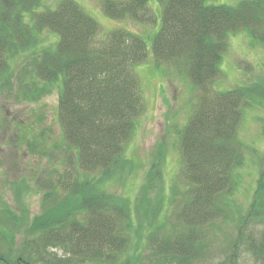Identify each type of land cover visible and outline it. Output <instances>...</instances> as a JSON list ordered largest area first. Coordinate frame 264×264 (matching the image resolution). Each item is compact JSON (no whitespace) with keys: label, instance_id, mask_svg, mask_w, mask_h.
I'll return each instance as SVG.
<instances>
[{"label":"trees","instance_id":"trees-1","mask_svg":"<svg viewBox=\"0 0 264 264\" xmlns=\"http://www.w3.org/2000/svg\"><path fill=\"white\" fill-rule=\"evenodd\" d=\"M45 1L0 0V93L13 95L17 89L20 98L32 100L58 87L62 171L55 169L50 184L37 182L41 214L31 221L21 194H16L20 216L0 195V264H38L26 246L15 247L14 233L22 226H28L27 235L51 264H141L139 255L125 258L132 237L137 251L147 240L158 264H204L213 229L222 220L235 224L238 233L222 264H239L242 248L264 261V230L253 227L264 225V154L247 208L239 210L234 199L246 162L239 131L248 111L264 107V78L228 91L215 86L233 36L248 34L254 44L264 46V0L237 6L157 0L163 14L152 40L155 67L174 68L190 80L192 92H198L192 114L177 133L188 191L174 231L168 229V208L161 196L155 200L157 208L147 214L146 226L133 222L143 206L108 191L111 183L133 170L126 151L145 109L134 68L148 59L146 42L129 30L116 29L97 44L100 24L75 0H54L53 7H45ZM149 3L106 0L103 10L116 21L156 26ZM47 30L58 40L36 51ZM21 56H31L32 72L16 70L13 63ZM261 121L264 124V117ZM262 130L264 137V125ZM29 150L39 156L32 146ZM164 159L160 156L152 166L141 187L144 197L162 184L158 179Z\"/></svg>","mask_w":264,"mask_h":264},{"label":"rangeland","instance_id":"rangeland-1","mask_svg":"<svg viewBox=\"0 0 264 264\" xmlns=\"http://www.w3.org/2000/svg\"><path fill=\"white\" fill-rule=\"evenodd\" d=\"M75 1L100 24L101 33L96 38L97 44H101L111 31L125 29L139 35L148 46L147 61L134 68L140 82L145 109L126 151V158L133 163V170H126L123 177L109 185L108 191L119 198L143 206L140 211L136 210L134 213L133 218H136V221L133 219V222L146 226L147 214L157 208L154 203L157 196H161L164 199L161 203L168 208V229L174 231L172 225L175 224V216L187 201L188 191L177 133L192 114L198 92H192L190 80L181 77L174 68L167 70L166 66H160L161 69L155 67L152 40L162 25L163 7L157 0H150L149 6L157 17V25L146 26L130 20L116 21L109 18L103 10L106 0ZM242 1L245 0H213L209 1V4L237 6ZM44 5L53 7L55 1L46 0ZM40 40L36 51L45 49L58 40V36L47 30L43 32ZM230 42L221 66L223 76L215 85L220 91H228L242 84H252L264 78V46L254 44L248 34L233 36ZM30 57L21 56L19 61H14L16 70L25 68L32 72L29 66ZM46 91L35 95L33 101L31 98H20V91L17 89L13 95L0 93V195L20 216L22 213L16 202V194H21L23 202L26 201L24 205L29 208L30 221L41 214L42 195L39 193L37 182L50 184L56 179L55 169L62 171L60 146L63 144V136L58 119L59 91L57 86ZM263 117L264 107L248 111L239 131V140L246 145V162L240 172L239 189L234 199L241 211L250 203L261 169L264 154V124L261 121ZM29 146L37 150L39 156L29 150ZM41 151L46 156H40ZM160 156L165 158L160 161L159 167L161 176L158 181L162 184L158 185L156 182L157 185L154 184L152 187L156 186L153 190L150 189L144 197L141 187L146 185L151 168L159 163ZM26 187L31 191L27 192ZM29 193V196L24 195ZM258 224H253V227L261 233L264 225ZM27 227L22 226L20 232L14 233L15 247L20 250V246H26V250L36 257L38 264H51L48 263L51 262L50 259L35 247L32 236L27 235ZM237 234L235 224L219 221L218 226L213 229L209 254L204 259V264H222ZM134 243L135 238L132 237L129 253L124 254L125 258L139 255L141 264H158V257L146 247L147 240L142 242L138 251ZM239 255V264H264V261L253 259L244 248L240 249ZM160 264L172 263L166 260Z\"/></svg>","mask_w":264,"mask_h":264}]
</instances>
